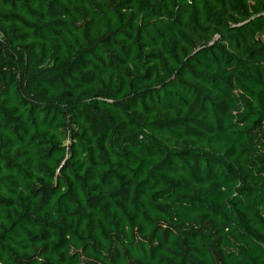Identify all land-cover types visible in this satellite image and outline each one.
I'll use <instances>...</instances> for the list:
<instances>
[{
	"label": "trees",
	"instance_id": "obj_1",
	"mask_svg": "<svg viewBox=\"0 0 264 264\" xmlns=\"http://www.w3.org/2000/svg\"><path fill=\"white\" fill-rule=\"evenodd\" d=\"M235 1L0 0V264H264V0Z\"/></svg>",
	"mask_w": 264,
	"mask_h": 264
},
{
	"label": "rangeland",
	"instance_id": "obj_2",
	"mask_svg": "<svg viewBox=\"0 0 264 264\" xmlns=\"http://www.w3.org/2000/svg\"><path fill=\"white\" fill-rule=\"evenodd\" d=\"M240 1L243 4V0H240ZM229 2H236V1L235 0H229ZM248 4L254 5L255 2L254 1H248ZM226 20L228 22V25H230V26L238 25L242 21L241 17L238 15L237 11L232 10V9H229L228 14L226 16ZM212 34H213V36L211 38L204 36L198 42L200 44H204V43H208V42L210 43V42H215V41H218L221 43H227V40L225 39V33L222 31V29L220 27H213L212 28ZM257 38L264 42V36L263 35L262 36L258 35Z\"/></svg>",
	"mask_w": 264,
	"mask_h": 264
}]
</instances>
